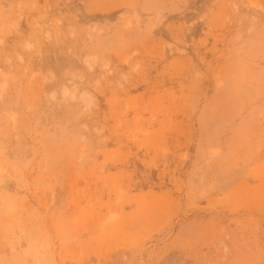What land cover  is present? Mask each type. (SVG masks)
<instances>
[{"label": "rangeland", "instance_id": "374dc122", "mask_svg": "<svg viewBox=\"0 0 264 264\" xmlns=\"http://www.w3.org/2000/svg\"><path fill=\"white\" fill-rule=\"evenodd\" d=\"M0 264H264V0H0Z\"/></svg>", "mask_w": 264, "mask_h": 264}]
</instances>
